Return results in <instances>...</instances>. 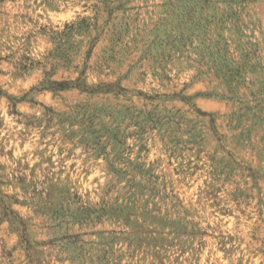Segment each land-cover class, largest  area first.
Listing matches in <instances>:
<instances>
[{"label": "rangeland", "instance_id": "rangeland-1", "mask_svg": "<svg viewBox=\"0 0 264 264\" xmlns=\"http://www.w3.org/2000/svg\"><path fill=\"white\" fill-rule=\"evenodd\" d=\"M0 264H264V0H0Z\"/></svg>", "mask_w": 264, "mask_h": 264}]
</instances>
